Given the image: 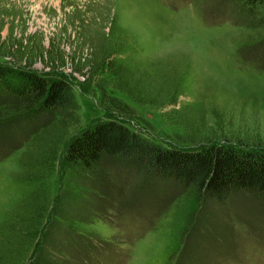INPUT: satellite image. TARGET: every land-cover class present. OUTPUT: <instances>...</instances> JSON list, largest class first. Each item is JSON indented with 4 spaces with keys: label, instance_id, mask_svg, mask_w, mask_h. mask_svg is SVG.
<instances>
[{
    "label": "rangeland",
    "instance_id": "rangeland-1",
    "mask_svg": "<svg viewBox=\"0 0 264 264\" xmlns=\"http://www.w3.org/2000/svg\"><path fill=\"white\" fill-rule=\"evenodd\" d=\"M261 28L237 19L230 0H0V63L65 77L71 100L37 116L0 96V226L31 187L18 178L28 139L64 119L47 193L82 215L93 210L78 200L106 193L104 213L75 224L92 243H105L99 264H264V197L238 193L219 207L168 182L122 177L113 159L92 175L61 161L68 140L100 119L164 147L219 142L264 151V61L252 49ZM117 68L129 85L179 82L175 101H136L118 87ZM61 222L52 245L65 255L56 251L53 262L74 250L65 239L69 222Z\"/></svg>",
    "mask_w": 264,
    "mask_h": 264
},
{
    "label": "trees",
    "instance_id": "trees-1",
    "mask_svg": "<svg viewBox=\"0 0 264 264\" xmlns=\"http://www.w3.org/2000/svg\"><path fill=\"white\" fill-rule=\"evenodd\" d=\"M230 1L237 19L264 29V0ZM252 49L264 61V37ZM112 74L119 80L118 87L136 101L162 106L174 102L178 94L179 82L172 87L156 88V85L139 82L138 78L129 85L122 68L113 70ZM69 93L70 84L63 76L0 63V96L16 98L23 113L30 110L38 116L53 108H67L71 105ZM67 126L66 120L60 119L47 124L28 139L19 159L18 178L29 182L31 187L0 226V264H19L25 249L32 252L27 264L106 262L103 251L107 252L108 248L105 243L96 238L92 243L90 237L80 233L75 225L77 222H91L98 218L97 213H104L111 203L102 197L106 193L99 194L100 190H97L95 192L99 196L96 200L95 194L90 193L87 200L77 202L86 203V208L93 210L95 216L89 211L82 215L78 208L69 214L64 209L63 200L55 205L49 200L48 180L57 162L62 140H65ZM108 158L115 161V168L122 177L168 182L186 192L188 197L219 207L226 206L238 193L264 197V151L219 142L205 143L193 149L164 147L142 138L115 119L97 120L71 137L62 150L61 161L64 169L77 168L92 175ZM63 220L69 222L65 239L70 241L74 250H67L70 260L61 257L53 262L49 258L56 251L65 255V249L54 247L56 243L52 241L56 226ZM47 249L52 253L49 254Z\"/></svg>",
    "mask_w": 264,
    "mask_h": 264
}]
</instances>
